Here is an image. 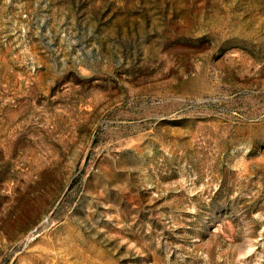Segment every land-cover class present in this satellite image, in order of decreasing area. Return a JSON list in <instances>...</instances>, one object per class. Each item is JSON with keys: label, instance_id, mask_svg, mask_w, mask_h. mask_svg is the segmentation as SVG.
I'll return each instance as SVG.
<instances>
[{"label": "rangeland", "instance_id": "1", "mask_svg": "<svg viewBox=\"0 0 264 264\" xmlns=\"http://www.w3.org/2000/svg\"><path fill=\"white\" fill-rule=\"evenodd\" d=\"M0 264H264V0H0Z\"/></svg>", "mask_w": 264, "mask_h": 264}]
</instances>
